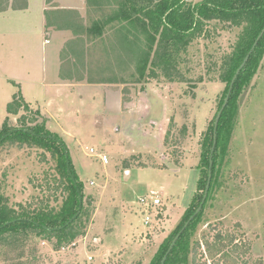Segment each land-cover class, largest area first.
<instances>
[{
	"label": "rangeland",
	"instance_id": "374dc122",
	"mask_svg": "<svg viewBox=\"0 0 264 264\" xmlns=\"http://www.w3.org/2000/svg\"><path fill=\"white\" fill-rule=\"evenodd\" d=\"M8 2L0 0V13L9 8ZM116 2L120 3L103 0L88 6L77 24L87 30L105 21L116 13ZM141 2L147 5L149 0ZM41 21L37 16L30 20L0 17V130L44 123L58 135L85 196L93 198L89 208L93 211L80 230L83 235L71 244L59 246L55 239L49 242L35 235L1 238L0 264H152L161 246L185 221L187 211L204 197L202 143L228 95L223 66L245 28L207 23L202 35L180 53L172 80L161 70L138 80L132 79L133 66L121 69L126 63H117L114 19L102 38L72 34L66 43L62 69L73 80L64 83L76 86L64 87L63 93L52 89L38 95L31 81L41 79L37 73L49 65L53 47L44 45ZM257 64L237 98L229 138L219 150L201 218L187 238L192 247L218 232H229L237 241L249 243L248 264H264V44ZM29 69L34 72L31 76ZM12 77L25 82L27 102L21 83L8 81ZM116 77L117 83L98 84ZM16 97L29 109L10 114L8 106ZM33 98L37 101L28 103ZM61 176L51 155L40 148L0 146L1 194L11 209L20 211L39 201L59 209L64 194L39 186ZM150 192H156L161 207L157 218L153 211V222L147 227L139 199ZM204 252L202 248L198 264H211Z\"/></svg>",
	"mask_w": 264,
	"mask_h": 264
},
{
	"label": "trees",
	"instance_id": "16d2710c",
	"mask_svg": "<svg viewBox=\"0 0 264 264\" xmlns=\"http://www.w3.org/2000/svg\"><path fill=\"white\" fill-rule=\"evenodd\" d=\"M102 1L87 0V3L88 6H95ZM139 1L140 7L137 5ZM53 2L54 0H47L48 4ZM119 2H116L118 9L113 16L105 21L93 23L87 30L85 28L82 30L77 24L79 14L75 11H47L46 28L70 30L74 35L86 33L88 36L102 38L105 27L116 19V28L112 30L114 31L113 39L117 44V47H114L117 63L120 65L126 63L125 68L121 69H130L133 66L135 73L132 75V79L134 77H137L138 80L151 78L157 74V70H161L165 78L172 80V72L177 68L175 63L180 53L185 51L194 39L202 35L207 23L218 21L224 27H244L240 42L223 66L226 73L223 78L228 86L226 95L238 69L264 29V0H206L198 5H186L182 3V0H159L158 2L149 0L147 5H144L141 0H119ZM26 6L25 0L23 8ZM263 44L264 36L236 79L228 105L219 121L217 145L213 155L214 127L210 129V133L202 143L201 163L204 167L205 179L201 181L200 185L204 190L208 181L211 155L213 181L219 150L226 146L232 128L237 98L248 79L255 73ZM117 81V77L116 81L103 79L98 81V84L117 83ZM90 82L93 83V81ZM20 108L29 109V106L27 103H20V98L16 97L14 102L9 104L8 112L18 114ZM7 143L18 145L20 148L36 147L49 153L62 176L59 179L46 180L39 187L52 194L59 191L64 194L65 198L63 197L64 200L59 209L49 208V201H45V203L39 201L37 206L33 207L32 204H29L26 207L22 206L21 210L17 211L8 206L7 200L1 194L0 184V239L5 236L27 239L29 236L35 235L44 241L51 242L55 239L59 246L73 243L83 235L80 230L85 229L86 222L91 216L93 210L91 211L89 208L93 198L85 196L84 185L79 180L64 141L58 135L50 132L44 123H36L33 126L20 129L7 127L1 129L0 146ZM67 161L70 162L69 166ZM80 198L83 202L84 199L86 200V205L82 204L77 219L66 226L78 214ZM200 204L187 211L185 221L161 246L159 255L152 264L162 263L174 237L194 216ZM203 209L181 235L165 264H190V256L191 264H198V256L202 248H205V252L201 254L206 256L207 261H211V264H248L246 257L250 253L249 243L237 241L235 235L229 232H218L212 239L204 238L203 242H197L192 247L190 246L187 240L188 235L201 218ZM258 264L261 262L258 261Z\"/></svg>",
	"mask_w": 264,
	"mask_h": 264
},
{
	"label": "crops",
	"instance_id": "0c3cea01",
	"mask_svg": "<svg viewBox=\"0 0 264 264\" xmlns=\"http://www.w3.org/2000/svg\"><path fill=\"white\" fill-rule=\"evenodd\" d=\"M9 8H3L0 13V17L7 18L14 16L16 19L20 20H30L35 16L40 18L42 23L40 22L41 30L45 35V46L52 45V52L50 56L49 65L43 68L42 73H37L41 76L38 82L31 81L35 87L34 90H37V94L40 93L48 94L53 89L56 92L62 90L64 91V87L66 86H76L73 84H66L64 82H71L73 77L65 76L63 72V62H62V53L65 49L66 43L71 41L73 38V32L70 30H53L54 28H46V12L47 11H75L79 14V16L85 15L88 12V3L87 0H54L52 4H48L47 0H26L27 6L24 7L25 0H9L8 2ZM40 14V16L38 15ZM29 75L31 76L33 69L28 70ZM18 79V80H17ZM11 78L8 81L19 82L21 86V94L25 100V88L24 81L19 78ZM18 84V83H16ZM60 93V94H61ZM28 100V99H27ZM26 101V100H25ZM37 99L33 98L31 101L28 100V103L36 102ZM27 102V101H26Z\"/></svg>",
	"mask_w": 264,
	"mask_h": 264
},
{
	"label": "water",
	"instance_id": "95a60500",
	"mask_svg": "<svg viewBox=\"0 0 264 264\" xmlns=\"http://www.w3.org/2000/svg\"><path fill=\"white\" fill-rule=\"evenodd\" d=\"M264 36V29L262 30L261 34L259 35V37L257 38V40L255 41V44L253 45L252 47V50L250 51V53L247 55V57L245 58L243 64L241 65V67L238 69L236 75L234 76L233 80H232V83H231V86H230V89H229V92H228V95L225 99V102L221 108V110L219 111L218 115H217V118H216V121H215V125H214V142H213V147H212V155L215 151V148H216V145H217V129H218V125H219V121L221 119V116H222V113L224 112L225 108L227 107L228 105V102H229V99H230V95H231V92H232V89L234 87V84L236 82V79L238 77V75L240 74V72L242 71V69L245 67L247 61L249 60L250 58V55L253 53L254 49L257 47L259 41L262 39V37ZM5 139V138H4ZM2 139V140H4ZM212 155H211V158H210V168H209V176H208V181H207V185H206V190H205V194H204V197L202 199V202L199 206V208L197 209L196 213L194 214V216H192L188 222H186V224L184 225V227L182 228V230L177 234V236L174 238V240L172 241V244L171 246L169 247V250L166 254V256L164 257L163 261L161 264H165L166 261H167V258L168 256L170 255V253L172 252L174 246L176 245L177 241L179 240V238L181 237V235L184 233V231L188 228L189 224L194 220V218L200 214V212L202 211L206 201H207V198H208V194H209V191H210V187H211V181H212V168H213V160H212ZM67 165L69 166L70 165V162L67 161ZM82 204H83V200L82 198H80V208H79V212L78 214L66 225H70L72 224L78 217L79 213L81 212V209H82Z\"/></svg>",
	"mask_w": 264,
	"mask_h": 264
},
{
	"label": "built area",
	"instance_id": "2783aa9c",
	"mask_svg": "<svg viewBox=\"0 0 264 264\" xmlns=\"http://www.w3.org/2000/svg\"><path fill=\"white\" fill-rule=\"evenodd\" d=\"M103 162L106 164L108 162L107 158H102ZM156 192H150L149 195H146L144 197H141L139 199V202L142 206V210H141V214L143 216V223L145 226L149 227L152 222H153V211L155 210V217L157 218L159 215V212L157 213L156 210L157 208L161 207V201L157 198H155L156 196Z\"/></svg>",
	"mask_w": 264,
	"mask_h": 264
}]
</instances>
